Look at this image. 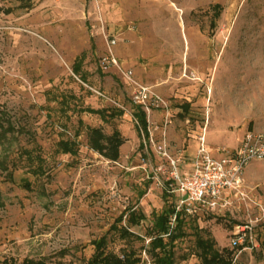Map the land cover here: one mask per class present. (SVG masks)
Wrapping results in <instances>:
<instances>
[{
	"label": "rangeland",
	"instance_id": "1",
	"mask_svg": "<svg viewBox=\"0 0 264 264\" xmlns=\"http://www.w3.org/2000/svg\"><path fill=\"white\" fill-rule=\"evenodd\" d=\"M109 54L168 106L146 117L154 145H142L132 88L104 68ZM0 123V264H88L101 239L151 264V220L173 200L162 188L170 161L154 146L184 172L199 137L220 158L264 132V0H0ZM88 128L120 133L117 162L89 148ZM242 191L186 218L174 264H204L198 239L232 264H264V160L246 167ZM133 211L145 220L128 227ZM236 225L251 228L252 249H232Z\"/></svg>",
	"mask_w": 264,
	"mask_h": 264
},
{
	"label": "built area",
	"instance_id": "2",
	"mask_svg": "<svg viewBox=\"0 0 264 264\" xmlns=\"http://www.w3.org/2000/svg\"><path fill=\"white\" fill-rule=\"evenodd\" d=\"M115 44L116 41L112 38L109 45L114 46ZM103 62L104 68H114L121 72L126 83L132 88L133 105L139 108L146 117L149 118L153 112L161 110L167 112L166 102L150 87L136 84L130 72L120 71L112 54L106 56ZM149 133L147 123V137L142 135V145L145 147L148 142L154 145ZM198 142L199 148L189 164V169L184 172L180 170L179 159L170 158L165 143L154 146L159 156L170 161L169 176L162 184L164 192L173 199L171 203L173 214L168 222L169 233L175 228L177 215L189 218L199 212L222 210L230 205L231 197L244 196L243 175L246 167L252 161L264 160V132L247 131L237 150L225 151L220 158H215L206 149L204 137H199ZM250 232L251 228L248 225H236L230 235L232 249L239 247L252 249V240L248 237ZM149 242L150 239L147 240V243Z\"/></svg>",
	"mask_w": 264,
	"mask_h": 264
},
{
	"label": "trees",
	"instance_id": "3",
	"mask_svg": "<svg viewBox=\"0 0 264 264\" xmlns=\"http://www.w3.org/2000/svg\"><path fill=\"white\" fill-rule=\"evenodd\" d=\"M188 105L182 106L184 112L188 111ZM90 113L103 115L101 111H89ZM136 121L138 135L147 137V120L145 114L137 107L133 112ZM11 130L10 126H7ZM6 128V129H7ZM0 131H3L2 123H0ZM87 139L89 148L110 162H117L120 158V148L124 144V139L117 130L111 135L105 136L98 128L87 129ZM142 146V145H141ZM61 152L63 154L75 155V147L68 142L60 143ZM164 194H166L164 192ZM173 214L172 205L170 204L166 211L153 217L151 226L148 231L150 242L148 243V254L151 264H174V242L183 236L182 228L185 226L186 217L177 215L176 225L172 232L169 233V217ZM145 220V216L141 213L130 212L127 216V226H137L141 221ZM123 237H135L127 228L122 229ZM95 252L88 264H146L141 257L134 251L122 252L120 255L106 252L105 239L93 243ZM197 246L201 250L202 261L204 264H232V259L223 256L221 253L213 249L211 240H197ZM230 255V253L228 254ZM21 264H45L43 261L24 260Z\"/></svg>",
	"mask_w": 264,
	"mask_h": 264
}]
</instances>
